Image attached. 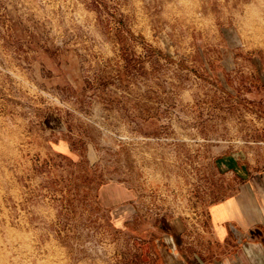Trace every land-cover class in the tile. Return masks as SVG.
I'll use <instances>...</instances> for the list:
<instances>
[{"label":"rangeland","instance_id":"1","mask_svg":"<svg viewBox=\"0 0 264 264\" xmlns=\"http://www.w3.org/2000/svg\"><path fill=\"white\" fill-rule=\"evenodd\" d=\"M261 170L264 0H0V264H208Z\"/></svg>","mask_w":264,"mask_h":264},{"label":"crops","instance_id":"2","mask_svg":"<svg viewBox=\"0 0 264 264\" xmlns=\"http://www.w3.org/2000/svg\"><path fill=\"white\" fill-rule=\"evenodd\" d=\"M208 214L215 249L224 250L208 264H264V170L247 175L234 194L211 204ZM179 263L193 264L185 258Z\"/></svg>","mask_w":264,"mask_h":264}]
</instances>
